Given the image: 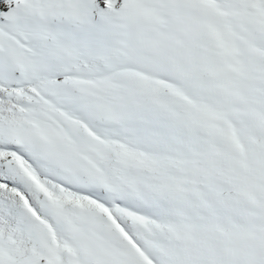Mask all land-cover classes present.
I'll list each match as a JSON object with an SVG mask.
<instances>
[{
	"label": "snow or ice",
	"instance_id": "1",
	"mask_svg": "<svg viewBox=\"0 0 264 264\" xmlns=\"http://www.w3.org/2000/svg\"><path fill=\"white\" fill-rule=\"evenodd\" d=\"M0 264H264V0H0Z\"/></svg>",
	"mask_w": 264,
	"mask_h": 264
}]
</instances>
